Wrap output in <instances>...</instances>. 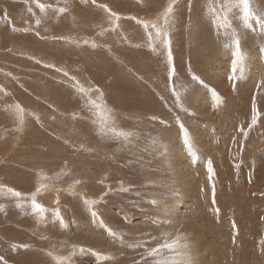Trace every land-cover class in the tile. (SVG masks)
Listing matches in <instances>:
<instances>
[{"label": "rangeland", "instance_id": "rangeland-1", "mask_svg": "<svg viewBox=\"0 0 264 264\" xmlns=\"http://www.w3.org/2000/svg\"><path fill=\"white\" fill-rule=\"evenodd\" d=\"M169 2L0 0V264H174L184 250L147 253L177 237L192 251L198 242L209 249L201 253L204 264H264V33L244 29L239 9L228 13L230 28L218 27L221 5L233 0H175L166 26L170 79L167 50L150 44L148 35L155 38L153 23L165 26ZM250 2L264 11V0ZM233 30L245 55L235 82L228 79ZM253 104L257 121L249 127ZM185 131L194 143H185ZM172 141L182 142L196 162L202 161L197 153L205 160L197 178L209 185L200 179L187 186L169 167L176 157ZM190 192L198 210L180 218L174 206ZM33 193L44 212L33 210ZM160 194L170 215L151 203Z\"/></svg>", "mask_w": 264, "mask_h": 264}, {"label": "snow or ice", "instance_id": "snow-or-ice-1", "mask_svg": "<svg viewBox=\"0 0 264 264\" xmlns=\"http://www.w3.org/2000/svg\"><path fill=\"white\" fill-rule=\"evenodd\" d=\"M93 2H95V0H93ZM174 2H175V0H170V2L168 3L167 7L165 8V10L163 12V16L165 18V26L160 27V26H157L155 23H153L151 25V27L156 30L155 38L153 39L151 31H149V33H148L150 44L155 42V41H158L160 43V45L162 46V48L167 50V62L169 65V78L170 79L173 75L174 69L171 67V65H172V53H171L170 39H169L168 31L166 30V26L168 23L169 14L172 13V11H173ZM37 6L41 9V11H43L45 9L44 4L38 3ZM104 7L106 8V6H104ZM221 7L224 9L225 14H224L223 18L219 20L218 27L230 28L231 23L229 20L228 13L231 12L232 9H239V20L241 21L242 27L244 29L258 28L261 33H264V11L254 10L252 5H251L250 0H233V2H231L227 5H221ZM29 11H31V8H29ZM59 11L64 12L65 9L61 8V9H59ZM212 11H213V13H215V9H212ZM111 15L117 16L116 13H111ZM214 22H216V21H214ZM37 23H39V21H37ZM142 23H144V27L146 29L149 27L148 22H142ZM25 31H27V29H25ZM231 42H232V45L234 46L235 51H234V59L232 60V63H231L230 74L228 76V79L230 81L235 82L239 78V76L243 74L244 69H245V55L242 52L241 39H240V36L236 30H233L231 33ZM193 80L199 81V77L193 76ZM200 83H203V81H200ZM80 91L83 92L85 90L83 88H81ZM176 95H177V98L179 99V92H177ZM219 99H220L219 96H217V101H219ZM94 106L97 108L100 107L99 105H94ZM16 107L19 109L20 106L16 105ZM257 115H258V113L256 110V106H255V104H253V115H252V120H251V124L249 125V127H251L252 125H254L256 123ZM102 123H106V121L102 122ZM181 128H183V124H181ZM102 131H105L106 134H111V135H116V136L127 137L129 135V133H126L123 131H117L115 128H110V129L102 128ZM185 143H187V144L194 143V141L188 135L187 131H185ZM161 147H164V146L161 145ZM165 152H166V148H165ZM208 171L210 174L209 178L211 179V174L213 171L211 164H209V166H208ZM0 188H2V186H0ZM39 190L40 189L38 188L37 191H39ZM7 191L9 193H12V195H14L17 198H20L22 195L20 192H17L11 188H8ZM35 196H36V194L33 193L32 208L34 211L42 213L45 211V209L39 203H37ZM85 203L91 204L93 202L86 200ZM151 203L157 207H160V210L164 215H170L171 214L168 206L163 205L162 194H160V199L153 198L151 200ZM161 205H163V206L161 207ZM218 211L219 210L217 209V212ZM56 215L59 216V213L57 212ZM91 215L93 216V218L97 217V213L95 211H92ZM60 223L62 226H64V222H63L62 218L60 220ZM101 224H103V221H101ZM235 227H236V225H235V223H233V228L235 229ZM109 232L111 235H115V233H112L110 229H109ZM178 241H179V237H177L175 240H172L171 243H165L164 245H161L159 248H152L150 251H148L147 254L149 256H155L160 251V248L186 249L188 247L186 242L185 243H178ZM13 247L15 248L16 245H13ZM20 247L26 248V247H28V245H26V244L20 245ZM79 251L81 253H85L89 250L84 249V248H80ZM178 254L180 255L181 259L179 261H175L174 264H189L186 252H180ZM94 255L98 256L99 254L94 253ZM0 259H2V257H0ZM163 264H167V262H163Z\"/></svg>", "mask_w": 264, "mask_h": 264}, {"label": "bare ground", "instance_id": "bare-ground-1", "mask_svg": "<svg viewBox=\"0 0 264 264\" xmlns=\"http://www.w3.org/2000/svg\"><path fill=\"white\" fill-rule=\"evenodd\" d=\"M17 1V0H16ZM27 1V0H26ZM87 3V2H86ZM86 3H84V5L86 4ZM122 3V2H121ZM124 3H125V1H124ZM135 3V2H134ZM20 4V3H19ZM126 4V3H125ZM129 5V4H128ZM126 6V5H125ZM124 6V7H125ZM3 7L4 8H6L5 7V5H3ZM29 8V7H28ZM127 8V7H126ZM29 10V9H28ZM80 10V9H79ZM6 11V10H5ZM31 12V11H30ZM7 13V12H6ZM78 13V12H77ZM76 13V14H77ZM82 14V13H81ZM80 14V15H81ZM7 15V14H6ZM5 15V16H6ZM123 16V15H122ZM73 17H74V15H73ZM9 18V17H8ZM28 18V17H27ZM81 19H82V17H80ZM84 18V17H83ZM30 20V19H29ZM77 20V19H76ZM123 20V19H122ZM153 20V19H152ZM152 20H151V22H152ZM83 22V21H82ZM86 22V21H85ZM12 23V22H11ZM86 25V24H85ZM122 25V24H121ZM16 26V25H15ZM89 25H87V27H88ZM94 26H96L95 24H94ZM125 26V25H124ZM123 26V27H124ZM17 27V26H16ZM93 27V26H92ZM12 28V27H11ZM18 28V30H19V27H17ZM16 28V29H17ZM85 28V27H84ZM97 28V27H96ZM96 28H93V29H96ZM126 28V27H125ZM124 28V29H125ZM128 28V27H127ZM21 29V28H20ZM24 30V29H23ZM22 30V31H23ZM33 30V29H32ZM97 30V29H96ZM129 30V29H128ZM5 31H7V30H5ZM10 31V30H9ZM42 31V30H41ZM41 31H39V32H41ZM124 31V30H123ZM122 31V32H123ZM12 32V31H11ZM16 32V31H15ZM19 32V31H18ZM25 32H27V31H25ZM29 32V31H28ZM33 32H35L36 33V31H34L33 30ZM90 32V31H89ZM125 32V31H124ZM126 33V32H125ZM6 34V33H5ZM96 34V33H95ZM12 35V34H11ZM10 35V36H11ZM19 35V34H18ZM96 35H98V34H96ZM109 35H110V33H109ZM76 36V35H75ZM121 36V35H120ZM123 36V35H122ZM127 36V35H126ZM11 37H13V36H11ZM32 37V36H31ZM40 37V36H39ZM81 37V36H80ZM87 37V36H86ZM85 37V38H86ZM99 37V36H98ZM75 38V37H74ZM79 38V37H78ZM82 38V37H81ZM93 40H94V36L93 37H91ZM102 38V37H101ZM105 38V37H104ZM109 38V37H108ZM111 38V37H110ZM118 38V37H117ZM128 39H129V36L127 37ZM44 39V38H43ZM48 39H49V37H48ZM52 39V38H51ZM118 39H120V38H118ZM117 39V40H118ZM122 39V38H121ZM15 40V39H14ZM19 40V39H18ZM18 40H17V42H18ZM21 40V39H20ZM45 40V39H44ZM107 40V39H106ZM106 40H105V42H106ZM110 40V39H109ZM108 40V41H109ZM16 41V40H15ZM66 41V40H65ZM69 42H70V40H68ZM94 41H96V40H94ZM99 41V40H98ZM114 40L112 39V42H113ZM122 41V40H121ZM130 41V40H129ZM20 42V41H19ZM24 42V41H23ZM46 41H44V43H45ZM73 42H74V40H73ZM110 43H111V41H109ZM31 43H33V42H31ZM108 43V42H107ZM107 43H104V44H107ZM109 43V44H110ZM114 43V42H113ZM117 43V42H116ZM13 44H14V42H13ZM16 44V43H15ZM121 44V43H120ZM7 45H9L8 43H7ZM31 45V44H30ZM103 45V44H102ZM111 45V44H110ZM10 46V45H9ZM17 46V45H16ZM77 46V45H76ZM101 46V45H100ZM115 46V45H114ZM80 47V46H79ZM102 47H105V46H102ZM108 47V46H107ZM116 47V46H115ZM11 48V51H12V47H10ZM99 48V47H98ZM0 49H1V47H0ZM8 49V48H7ZM14 49V48H13ZM101 49V48H100ZM111 49V48H110ZM4 50V49H3ZM8 50H10V49H8ZM16 50V49H15ZM22 50V49H21ZM115 50H117V49H115ZM6 51V50H5ZM4 51V52H5ZM17 51V50H16ZM15 51V52H16ZM114 51V50H113ZM118 51H119V49H118ZM9 52V51H8ZM95 52V51H94ZM7 53V52H6ZM5 53V54H6ZM20 53V52H19ZM34 53V52H33ZM96 53H98V51L96 52ZM112 53V52H111ZM116 54H117V52H115ZM115 53H114V55H115ZM121 53V52H120ZM13 54H14V52H13ZM16 54V53H15ZM60 54V53H59ZM95 54V53H94ZM113 54V53H112ZM123 54V53H122ZM18 55H20V54H18ZM22 55V54H21ZM20 55V56H21ZM35 55V54H34ZM51 55V54H50ZM130 55V54H129ZM2 56V55H1ZM15 56V55H14ZM17 56V55H16ZM23 56H25L26 57V55L24 54ZM95 56V55H94ZM107 56H109V55H107ZM124 56H125V54H124ZM8 57V56H7ZM22 57V56H21ZM3 58V57H2ZM6 58V57H5ZM5 58H3V59H5ZM14 58V57H13ZM74 58V57H73ZM88 58V57H87ZM95 58V57H94ZM109 58H110V56H109ZM20 59V57L18 58V60ZM91 59V58H90ZM11 60V59H10ZM129 60V59H128ZM132 60V59H131ZM131 60H130V62H131ZM4 62V61H3ZM14 62V61H13ZM39 62V61H38ZM20 63V62H19ZM23 63V62H22ZM30 63H31V61H30ZM65 63V62H64ZM95 63H97V62H95ZM132 63H135V62H133L132 61ZM22 66V65H21ZM77 66V65H76ZM85 66V65H84ZM87 66V65H86ZM132 66V65H131ZM60 67V66H59ZM64 67V66H63ZM145 67V66H144ZM21 69V68H20ZM65 69H67L66 67H65ZM4 70H5V67H4ZM39 70V69H38ZM7 71V70H6ZM42 71V70H41ZM68 71V70H67ZM85 71V70H84ZM90 71V70H89ZM92 71H95V70H92ZM10 72V71H9ZM26 72V71H25ZM24 72V73H25ZM57 72V71H56ZM136 72V71H135ZM1 73V72H0ZM12 73V72H11ZM27 73V72H26ZM41 73V72H40ZM43 73V72H42ZM97 73V72H96ZM99 73V72H98ZM68 74H70L69 72H68ZM20 75V74H19ZM18 75V76H19ZM65 75V74H64ZM89 75H92V74H89ZM1 76V75H0ZM10 76H12V74L10 75ZM21 76V75H20ZM31 76V75H30ZM66 76V75H65ZM71 76V75H70ZM93 76V75H92ZM94 76H97V75H94ZM35 77V76H34ZM99 77V76H98ZM97 77V78H98ZM67 78V77H66ZM72 78H73V76H72ZM23 79V78H22ZM95 79H96V77H95ZM16 80H18V79H16ZM15 80V81H16ZM24 80V79H23ZM29 80V79H28ZM63 80H64V78H63ZM92 80H93V78H92ZM21 81V80H20ZM24 81H26V79L24 80ZM37 81H38V79H37ZM40 81H42V80H40ZM117 81V80H116ZM31 82V81H30ZM64 82V81H63ZM62 82V84H64ZM69 82V81H68ZM73 82V81H72ZM118 82V81H117ZM119 82H124V81H119ZM24 83V82H23ZM66 83H67V81H66ZM65 83V84H66ZM90 83V82H89ZM125 83V82H124ZM68 84V83H67ZM122 85H123V83H121ZM121 84H120V87H122L121 86ZM7 85V84H6ZM91 85V84H90ZM87 86V85H86ZM92 86V85H91ZM94 86V85H93ZM0 87H1V85H0ZM23 87V86H22ZM83 87V86H82ZM7 88V87H6ZM12 88H14V87H12ZM16 88V87H15ZM84 88V87H83ZM59 89V88H58ZM94 89V88H93ZM7 90H9V89H7ZM13 90V89H12ZM66 91V90H65ZM69 90H67L66 92L67 93H69L68 92ZM72 92V91H71ZM78 92V91H77ZM48 93V92H47ZM1 94V93H0ZM48 95V94H47ZM67 95V94H66ZM70 95H72L71 93H70ZM84 95V94H83ZM74 97V96H73ZM72 98V97H71ZM78 98V97H77ZM81 98H82V95H81ZM85 98V97H84ZM92 98V97H91ZM95 98V97H94ZM67 99H69V98H67ZM74 99H75V97H74ZM79 99V98H78ZM97 100V99H96ZM99 100V99H98ZM70 101V100H69ZM50 102V101H49ZM63 102V101H62ZM71 102V101H70ZM78 102V101H77ZM81 102V101H80ZM52 103V102H51ZM50 103V104H51ZM61 103V102H60ZM74 103V102H73ZM121 103V102H120ZM50 104H48V105H50ZM78 104V103H77ZM101 104V103H100ZM66 105V104H65ZM72 105V104H71ZM98 105V104H97ZM59 106H61V105H59ZM63 106V105H62ZM100 106V105H99ZM45 107V106H44ZM49 107H51V105L49 106ZM56 107V106H55ZM59 109L61 110L62 108H60L59 107ZM58 109V110H59ZM67 109V108H66ZM71 109V108H70ZM79 109V108H78ZM82 109V108H81ZM112 109V108H111ZM73 110H74V108H73ZM48 111V110H47ZM57 111V110H56ZM76 111V110H75ZM70 112V111H69ZM79 112V111H78ZM126 112V111H125ZM49 113V112H48ZM61 113V112H60ZM80 113H81V111H80ZM62 114V113H61ZM68 114V113H67ZM66 114V115H67ZM73 114V113H72ZM23 115V114H22ZM53 115V114H52ZM56 115V114H55ZM54 115V116H55ZM65 115V114H64ZM84 115V114H83ZM44 116H45V114H44ZM48 116V115H47ZM72 116V115H71ZM85 116V115H84ZM97 116V115H96ZM23 117V116H22ZM46 117V116H45ZM49 117V116H48ZM57 117H59V116H57ZM66 117V116H65ZM43 118V117H42ZM53 118V117H52ZM72 118H73V116H72ZM95 118V117H94ZM59 119V118H58ZM77 119V118H76ZM97 119V118H96ZM74 120V119H73ZM80 120H82V119H80ZM83 120H86V119H83ZM91 120V119H90ZM89 120V121H90ZM55 121V120H54ZM58 121H60V120H58ZM69 121V120H68ZM57 121H55V123H56ZM63 121H61V122H59V123H62ZM73 122V121H72ZM85 122V121H84ZM88 122V121H87ZM69 123V122H68ZM79 123V122H78ZM102 123V122H101ZM72 124V123H71ZM88 124V123H87ZM91 125V124H90ZM99 126V125H98ZM74 128V127H73ZM45 129H47V128H45ZM78 129H81V128H78ZM48 130V129H47ZM51 130V129H50ZM49 130V131H50ZM77 130V129H76ZM60 131V130H59ZM90 131V130H89ZM94 131V130H93ZM48 132V131H47ZM51 132V131H50ZM49 132V133H50ZM206 132H207V134H209V135H211L212 133H213V129H208V130H206ZM51 133H53V132H51ZM60 133V132H59ZM58 133V134H59ZM54 134H55V132H54ZM54 134H52V135H54ZM68 134V133H67ZM84 136H86V135H84ZM59 137V136H58ZM76 138V137H75ZM81 140V139H80ZM87 140V139H86ZM88 140H90V139H88ZM84 141V140H83ZM88 142V141H87ZM96 143V142H95ZM98 143V142H97ZM100 144V143H99ZM96 145V144H95ZM169 146L171 147V149H173V150H176V157H174V163L173 164H170L169 163V167L173 170V168H172V165H173V167H174V169L177 171L176 173L178 174L179 173V175H181V177H183L184 178V181H185V184L187 185H190L191 184V182H197V181H200V179H202L203 180V183L204 184H206V182L204 181V178H197L198 176H197V174H198V171L199 170H201V168H204V166H205V163L203 162V161H205L204 159H202V157L197 153V156H198V159L196 158V160H202L201 162H196L195 161V154L192 156L191 155V150H185L184 149V147H183V144H182V142H180V141H172V142H170V144H169ZM99 149V148H98ZM104 149V148H103ZM102 150V149H101ZM215 150V149H214ZM117 151V150H116ZM90 152V151H89ZM113 152H115V151H113ZM229 152V151H228ZM9 153V152H8ZM77 153V152H76ZM95 153V152H94ZM117 153H119V152H117ZM86 154V153H85ZM214 154L215 155H217L216 153H215V151H214ZM6 155V154H5ZM8 155V154H7ZM12 155V154H11ZM3 156V155H2ZM86 156V155H85ZM107 156V155H106ZM97 157V156H96ZM31 158V157H30ZM88 158V157H87ZM27 159V158H26ZM89 159V161H90V158H88ZM14 160V159H13ZM70 160H71V158H70ZM96 161H97V159H96ZM100 161V160H99ZM12 162H14V161H12ZM104 162H105V160H104ZM17 162H15V164H16ZM68 163V162H67ZM73 163V162H72ZM76 163H79V162H76ZM80 163H82L81 161H80ZM84 163L85 164H87V162H85L84 161ZM92 163V162H91ZM95 163V162H94ZM103 163V162H102ZM102 163H101V165H102ZM32 164V163H31ZM75 163H73V165H74ZM88 164L89 165H91L90 164V162H88ZM17 165V164H16ZM72 165V164H71ZM76 165V164H75ZM115 165V164H114ZM88 166V165H87ZM188 166H189V169H188ZM98 167V166H97ZM35 168V167H34ZM93 168V167H92ZM207 168V167H206ZM81 169V168H80ZM83 169L85 170V168L83 167ZM34 170V169H33ZM40 170V169H39ZM38 170V171H39ZM174 170V171H175ZM36 171V170H35ZM81 171V170H80ZM87 171V170H86ZM90 171V170H89ZM205 171H208V170H205ZM40 173V172H39ZM164 175H166V174H164ZM173 175V174H172ZM249 175V174H248ZM96 176V175H95ZM174 176V175H173ZM164 177H166V176H164ZM178 177V176H177ZM180 177V176H179ZM175 179H176V176H175ZM178 179V178H177ZM176 179V180H177ZM181 180H182V178H181ZM259 180V179H258ZM180 182V181H179ZM181 183V182H180ZM251 183V182H250ZM176 185V184H175ZM179 185V184H178ZM181 185V184H180ZM180 185H179V187H180ZM187 185V186H188ZM206 185H209V184H206ZM184 186V185H183ZM208 186H206V188H207ZM186 187H184V189H185ZM188 188V187H187ZM66 189V188H65ZM193 191V190H192ZM56 192V191H55ZM182 192H184V191H182ZM203 192V191H202ZM207 192V191H206ZM165 193H167V190H166V192ZM203 193H205V192H203ZM163 194H164V192H163ZM180 194H181V192H180ZM49 195H50V192H49ZM201 195V194H200ZM206 195H207V193H206ZM158 196H160V195H158ZM165 196H166V194H165ZM184 196H186V195H183V197ZM198 196V195H197ZM202 196V195H201ZM241 196V195H240ZM180 197H181V195H180ZM236 197V196H235ZM24 198V197H23ZM48 198H50V196L48 197ZM56 197H51L50 198V200L52 201V199H55ZM165 198V197H164ZM170 198V197H169ZM168 198V199H169ZM156 199H157V197H156ZM172 199V198H171ZM173 200V199H172ZM177 200V199H176ZM175 200V202H177ZM206 200V199H205ZM251 200V199H250ZM48 201V200H47ZM183 201H184V199H183ZM240 201V200H239ZM53 202V201H52ZM174 202V201H173ZM178 202H179V200H178ZM178 202L176 203V205L174 206V212H175V214L177 215H179V217L181 218V213H183V212H187V211H192V213L193 212H195L196 210H198V208H197V202H196V198H195V195H193V193H191L190 192V194H189V196L188 197H186L185 198V201L184 202H181V203H179L178 204ZM212 202L213 201H211V205H212ZM205 203V202H204ZM227 203V202H226ZM236 203V202H235ZM239 203V202H238ZM209 204V203H208ZM207 204V205H208ZM216 204V203H215ZM105 205V204H104ZM204 205H206V204H204ZM235 205V204H234ZM237 205V204H236ZM249 205V204H248ZM209 207H210V204L208 205ZM99 207H100V209L102 210V211H105V208H104V206L103 205H99ZM213 207V206H212ZM216 207V206H215ZM223 207V206H222ZM245 207V206H244ZM211 208V207H210ZM262 209H264V208H262ZM206 210V209H205ZM208 210H209V208H208ZM187 226H190L189 224H186ZM192 226H193V224H192ZM191 226V227H192ZM194 227V226H193ZM180 229V228H179ZM199 230V229H198ZM196 232H198L197 230H196ZM222 232V231H221ZM193 235V238L195 239L196 237H194V234H192ZM196 235H198L199 236V232H198V234H196ZM195 235V236H196ZM221 235V234H220ZM191 237V236H190ZM217 237V236H216ZM192 238V237H191ZM193 239V240H194ZM198 239H199V237H198ZM215 239V238H214ZM196 240V239H195ZM199 241V240H198ZM214 241V240H213ZM218 241H219V238H218ZM217 241V242H218ZM223 241V240H222ZM195 242H197V240L195 241ZM216 242V243H217ZM193 243V242H192ZM199 243V242H198ZM198 243H197V246H194V244H193V248H194V251H192L191 250V247L190 248H186V249H182V250H184V252L185 251H187V253H190V250L192 251V256H194L195 257V260H196V264L197 263H199V264H204V262H206L205 260V258H206V255L205 254H201L202 252L203 253H205V252H207L208 250H206V249H204L203 248V246L201 245V243L198 245ZM215 243V242H214ZM222 243V242H221ZM196 248H199V249H196ZM191 254V253H190ZM213 254V253H212ZM216 253H214V255H215ZM208 260V259H207ZM216 260V259H215ZM207 264V263H206Z\"/></svg>", "mask_w": 264, "mask_h": 264}, {"label": "clouds", "instance_id": "clouds-1", "mask_svg": "<svg viewBox=\"0 0 264 264\" xmlns=\"http://www.w3.org/2000/svg\"><path fill=\"white\" fill-rule=\"evenodd\" d=\"M186 254H187V258H188V262H189V264H196L195 257L192 256L190 253H187V252H186Z\"/></svg>", "mask_w": 264, "mask_h": 264}]
</instances>
